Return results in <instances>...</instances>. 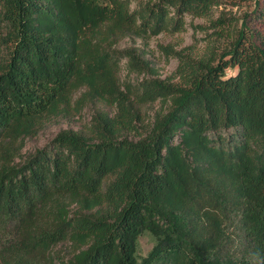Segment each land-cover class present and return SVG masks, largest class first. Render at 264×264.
Returning a JSON list of instances; mask_svg holds the SVG:
<instances>
[{
	"label": "trees",
	"instance_id": "trees-1",
	"mask_svg": "<svg viewBox=\"0 0 264 264\" xmlns=\"http://www.w3.org/2000/svg\"><path fill=\"white\" fill-rule=\"evenodd\" d=\"M228 3L0 0V264H264V0L212 16ZM187 16L213 31L162 45L172 76L118 46Z\"/></svg>",
	"mask_w": 264,
	"mask_h": 264
},
{
	"label": "rangeland",
	"instance_id": "rangeland-1",
	"mask_svg": "<svg viewBox=\"0 0 264 264\" xmlns=\"http://www.w3.org/2000/svg\"><path fill=\"white\" fill-rule=\"evenodd\" d=\"M254 6V0H241L240 5H232L231 3H228L227 5L222 4L214 8L212 16L217 17L221 13V11H224L228 14H233L241 17L246 12L252 10ZM210 22L211 19L206 17L193 18L191 16H187V28L181 32L169 33L163 31L148 38L127 37L123 41H121L118 46L121 48L133 45L138 47L143 53H145V56L152 61L161 77H169L175 73L178 59L173 56H168L166 51L162 48V45L171 43L179 49L183 46L196 43L197 47L203 48L207 38L210 37L207 35L208 32L213 31V27L209 26ZM222 42L224 41L222 40ZM124 62H126V60ZM143 75L144 73H130L127 69V66H124L122 70V76L125 78L131 77L134 79H138L142 78ZM159 107V103L151 106V112ZM94 108L95 106L93 104H89L84 108L83 113L62 118L55 123L50 124L37 136L28 139L24 147L25 153L31 152L37 147L43 146L62 128L72 127L78 129L85 126L90 121ZM153 243V238L149 233L141 235L139 239V253L141 255L146 254L152 247ZM55 248L62 255L69 253L70 249L69 245L65 242L59 243ZM56 264L60 263L57 262Z\"/></svg>",
	"mask_w": 264,
	"mask_h": 264
}]
</instances>
